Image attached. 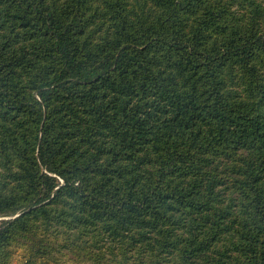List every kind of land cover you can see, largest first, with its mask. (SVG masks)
<instances>
[{"label": "trees", "instance_id": "16d2710c", "mask_svg": "<svg viewBox=\"0 0 264 264\" xmlns=\"http://www.w3.org/2000/svg\"><path fill=\"white\" fill-rule=\"evenodd\" d=\"M16 256L264 264V0H0Z\"/></svg>", "mask_w": 264, "mask_h": 264}, {"label": "rangeland", "instance_id": "374dc122", "mask_svg": "<svg viewBox=\"0 0 264 264\" xmlns=\"http://www.w3.org/2000/svg\"><path fill=\"white\" fill-rule=\"evenodd\" d=\"M21 249H19V251H20ZM18 260H20L19 259V257L18 256H16V259H15V261H17L16 262V264H18ZM43 264H92V263H90V262H82V261H76L72 256H64V257H62L59 261H57V262H46V263H43Z\"/></svg>", "mask_w": 264, "mask_h": 264}]
</instances>
